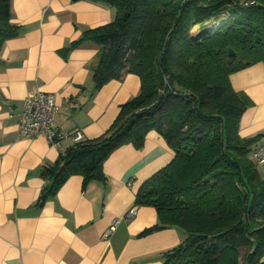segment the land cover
<instances>
[{
	"label": "trees",
	"instance_id": "16d2710c",
	"mask_svg": "<svg viewBox=\"0 0 264 264\" xmlns=\"http://www.w3.org/2000/svg\"><path fill=\"white\" fill-rule=\"evenodd\" d=\"M90 1L114 8L115 20L86 30L71 48L101 47L96 90L129 74L139 76L141 90L104 135L76 142L43 167L49 184L38 204L73 175L85 185L104 180V164L116 150L142 148L155 130L174 158L137 193L136 204L154 207L164 222L142 234L173 226L187 233L164 253L163 264H264V179L253 157L261 136H240L249 103L230 81L264 63V0ZM20 34L11 1L0 0V64L5 43Z\"/></svg>",
	"mask_w": 264,
	"mask_h": 264
},
{
	"label": "crops",
	"instance_id": "0c3cea01",
	"mask_svg": "<svg viewBox=\"0 0 264 264\" xmlns=\"http://www.w3.org/2000/svg\"><path fill=\"white\" fill-rule=\"evenodd\" d=\"M10 1L12 23L21 34L1 53L0 264H163L164 253L182 244L187 233L173 226L143 235L164 222L154 207L136 204L142 184L174 158L159 132H149L140 149L128 144L116 150L104 164V180L85 185L83 176L73 175L43 205L38 201L49 184L43 167L55 164L76 142L67 138L56 146L44 135L23 138L20 133L25 99L37 91L54 97L56 131H79L85 140L104 135L121 105L140 93L135 74L96 90L93 75L101 47L85 42L71 48L86 30L112 23L114 8L90 0ZM230 81L249 103L240 136H261L260 144L264 63L232 74ZM258 170L264 179V165ZM133 208L137 213L129 217Z\"/></svg>",
	"mask_w": 264,
	"mask_h": 264
},
{
	"label": "built area",
	"instance_id": "2783aa9c",
	"mask_svg": "<svg viewBox=\"0 0 264 264\" xmlns=\"http://www.w3.org/2000/svg\"><path fill=\"white\" fill-rule=\"evenodd\" d=\"M244 5H253V0H242ZM214 27H210L212 30ZM58 107L55 104L54 97L46 91H37L30 94L24 102V107L20 117V133L23 138H34L38 135H44L48 142L60 146L63 139H72L75 142L84 140L82 132L60 133L55 129V118ZM254 159L264 165V141L260 143L253 152ZM137 213V208L129 211L128 216L133 217ZM114 227L106 232V238L113 232Z\"/></svg>",
	"mask_w": 264,
	"mask_h": 264
},
{
	"label": "rangeland",
	"instance_id": "374dc122",
	"mask_svg": "<svg viewBox=\"0 0 264 264\" xmlns=\"http://www.w3.org/2000/svg\"><path fill=\"white\" fill-rule=\"evenodd\" d=\"M200 28L196 27L194 30H193V34H197L199 32Z\"/></svg>",
	"mask_w": 264,
	"mask_h": 264
},
{
	"label": "water",
	"instance_id": "95a60500",
	"mask_svg": "<svg viewBox=\"0 0 264 264\" xmlns=\"http://www.w3.org/2000/svg\"><path fill=\"white\" fill-rule=\"evenodd\" d=\"M230 55L234 56V52L232 50H230Z\"/></svg>",
	"mask_w": 264,
	"mask_h": 264
}]
</instances>
